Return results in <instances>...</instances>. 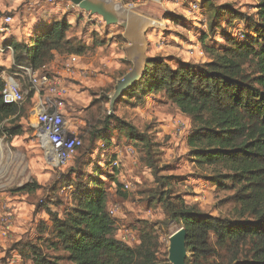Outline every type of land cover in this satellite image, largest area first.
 <instances>
[{
	"label": "rangeland",
	"instance_id": "374dc122",
	"mask_svg": "<svg viewBox=\"0 0 264 264\" xmlns=\"http://www.w3.org/2000/svg\"><path fill=\"white\" fill-rule=\"evenodd\" d=\"M103 1L107 5L113 4L117 7L109 6L115 14L126 20L127 27L115 25L113 27L115 35L113 34V39H110L116 43L120 57H113L108 47L99 46L100 49L97 50L99 48L97 46L95 50L93 48V52L84 56V64L89 65L80 68L84 80H72L74 83L71 81L81 99L88 98L86 104L74 102L72 99L70 101L68 92L67 101L65 100L61 107L70 129L82 135L83 144L77 149L76 154L62 166L49 165L38 144L37 130L33 125L35 117H31L28 113L31 106L29 98L20 108L23 118L17 119L12 124L20 125L23 133L9 140L0 137V196L9 202L13 209H16L13 203L23 204L25 210L21 209L22 215H20L28 217L25 223L18 224L19 209L17 208L11 215L9 238L0 237V264H8L13 259V250H18L20 255L16 264H33L29 245L39 247L46 255L57 257L64 264L68 263L66 253L55 250L51 246L52 222L49 216L40 209L36 213L35 208L42 201L53 212L63 216L71 206V190L73 189V187L68 188L67 181L74 180L80 175L85 178L98 175L100 181H103L107 201L117 207L115 235L119 240L127 243L131 238L128 233H132L134 237L138 236L133 226L138 221L147 219L156 223L155 228L163 243L159 251L161 254L164 251L167 253L169 236L180 225L172 220L168 221L167 213L153 198L156 193H165L167 190L168 196L173 198L179 196L186 205L194 206L214 216L234 220L248 216L234 197L237 189L233 187L232 181H225V187L219 183L217 175L227 172L219 165L199 166L194 161V156L186 143V137L192 127L188 116L182 114L177 106L163 98L161 93L155 97L139 99L140 91L133 86L134 83L133 89L130 87L122 92L111 108L109 99L116 88L117 80L109 82L103 76L120 77V73L124 70L120 68L121 64L119 67L120 62L127 68L131 66L124 60L126 42L128 37L137 36L139 30V26L131 21V18L137 17L141 21L140 26H146L140 38V41L146 43L145 64L150 58L156 56L171 66L180 62L200 64L208 60V55L202 50L199 39L208 45L221 43L219 36L212 40L213 34L209 32L207 26L213 25L215 35L224 29L223 20L219 14L220 7L231 4L233 8L244 13L246 19L254 22L259 0ZM193 4H197L198 9H193ZM63 5L66 4L60 0H54V3L40 4V7L42 11L58 18L71 13L63 12L60 9ZM77 9L81 13L78 19H81L83 27L85 24H91L89 27L92 28L82 38L94 37L93 41H96L95 35L101 38L98 31L101 22ZM125 14L131 16L127 17ZM147 18L152 22H148ZM71 22H74L73 18ZM235 27L241 29L243 22H236ZM102 39L106 40L104 37ZM90 43H92L91 40ZM190 51L193 53L191 54ZM15 55L16 53L14 57ZM105 60H108L107 64L103 63ZM19 64V66L25 65L23 60ZM100 66L102 69L97 70L96 67ZM17 71L18 68L16 70L12 65L0 66V72L5 75L16 76V73H19ZM16 77L23 80L20 76ZM81 81H85L86 84ZM109 115L131 123L139 132L144 133L150 144L148 150L144 145L137 144L126 137L125 132L119 131L116 128V121L108 118ZM126 147H131L133 152L127 153ZM114 159L118 161L116 175L111 171V162ZM149 162L153 163L156 175L149 166ZM115 180H118L120 184L118 191ZM161 181H165L166 185L161 184ZM26 182L36 184L37 189L31 193L13 191ZM123 182L130 184L128 190L120 189ZM187 254L189 256L190 253L187 252Z\"/></svg>",
	"mask_w": 264,
	"mask_h": 264
},
{
	"label": "trees",
	"instance_id": "16d2710c",
	"mask_svg": "<svg viewBox=\"0 0 264 264\" xmlns=\"http://www.w3.org/2000/svg\"><path fill=\"white\" fill-rule=\"evenodd\" d=\"M219 14L224 29L215 35L213 25L207 26L212 40L219 36L221 43L208 45L199 39L208 55L205 63L171 66L152 57L133 86L140 91L139 99L161 93L190 118L186 143L194 161L199 166L219 165L227 172L217 175L219 183L225 187V181H232L237 189L234 197L248 216L235 220L214 216L186 205L179 196H168L167 190L153 198L167 213L168 221L185 230V249L190 253L185 264H264V0L258 1L254 22L231 4L221 6ZM238 21L243 22L241 39L231 32ZM70 26L64 18L55 19L26 43L4 42L16 53L12 66L17 70L23 60V66L39 68L56 51L77 56L85 53L88 46L81 40L67 38ZM2 90L0 77V137L9 140L23 133L20 125L12 124L23 115L20 108L26 100L5 104ZM108 118L116 121V128L126 137L148 150L144 133L123 119ZM115 160L111 162L114 175L118 172ZM149 166L156 175L152 162ZM115 181L118 191L120 184ZM67 184L73 187L71 206L63 216L42 201L35 208L36 213L40 209L49 216L51 246L66 253L67 264H171L166 251L159 252L163 243L156 223L145 219L133 226L138 234L135 245L117 238L116 218L109 212L107 193L98 175L76 176ZM161 184L166 185L165 181ZM35 189L36 184L26 182L13 191L31 193ZM28 249L33 264H64L37 246Z\"/></svg>",
	"mask_w": 264,
	"mask_h": 264
},
{
	"label": "built area",
	"instance_id": "2783aa9c",
	"mask_svg": "<svg viewBox=\"0 0 264 264\" xmlns=\"http://www.w3.org/2000/svg\"><path fill=\"white\" fill-rule=\"evenodd\" d=\"M38 4H52L54 0H32ZM72 8H78L70 2ZM193 9H198L197 4L192 5ZM93 19L103 22L101 17L95 14L85 12ZM12 23V16L8 13L0 11V29L7 32ZM231 32L238 39L243 37L241 29L233 28ZM192 54L193 52L190 51ZM7 54L6 56H4ZM202 54V52H201ZM8 61L12 65L14 62V50L11 46L3 45L0 42V66H5L2 61ZM78 60L76 55L70 54L61 63L63 70L71 72ZM19 70L16 76L5 75L0 72V77L3 80L2 100L5 104H21L26 98L31 95V109L35 116L34 128L37 130L38 144L45 155V159L50 166L59 167L73 157L77 149L83 144L81 133H77L70 129L66 122L62 106L65 98L68 96V88L61 83L58 74L48 72L47 64L41 65L39 68L32 66H18ZM127 153H132L131 147H126ZM122 155V152H120ZM118 161L115 160L114 164L117 165ZM130 184L123 182L121 190H128ZM68 188H72L70 185ZM109 212L115 216L117 207L115 205H108ZM16 212L13 206L0 196V237L9 238L8 229L11 224L12 214ZM129 241L127 243H136L137 237L132 233H128ZM13 259L8 264H16L19 260V254L13 250Z\"/></svg>",
	"mask_w": 264,
	"mask_h": 264
},
{
	"label": "crops",
	"instance_id": "0c3cea01",
	"mask_svg": "<svg viewBox=\"0 0 264 264\" xmlns=\"http://www.w3.org/2000/svg\"><path fill=\"white\" fill-rule=\"evenodd\" d=\"M61 2L65 3L66 5H63L62 7H60V9L65 12V11H69L71 12L69 15H64V16H60L58 18L53 17L52 14L46 12V11H42L40 4L33 2L32 0H0V11L4 12V13H8L12 16V23H10V27L9 30L7 32H3L0 29V42L4 43V42H18V43H26L29 41L30 38H32L35 33H37L39 30H43L46 29L47 27H49L53 21H55V19H61L64 18L68 21V23H70V28L69 31L67 32V38L69 39H79L81 40V42L83 44H85L86 46H88V50L83 53V54H78V60L77 63L75 64L74 68L76 70H72L71 72H66L65 70L62 69L61 63L64 59H66L70 54L67 53H59V52H54L53 53V58L46 63L48 68V72L52 73V74H58L60 81L62 84H64L69 91V97L68 99L74 102H82L83 104H86V102L88 101L87 99H81L80 94L77 92L76 88L73 87V81L74 80H84L82 77V74L80 72V68L84 67V56H86L89 52H93V48L94 50L96 49V47L98 46H104V47H108L110 49L111 55L113 57H120L121 54L118 53L117 50V45L112 38V35H115V32H113V27L117 24H106L105 22H101V26L99 25V35L101 34V38H98L95 35V40L96 43L98 45H96L94 40V37L91 38L90 36L87 38H82V36L86 35L87 32L91 31L92 28L89 27V25L85 24L83 27V23L80 22L81 19L79 20L78 18L80 17V11L76 8H72L70 6V2L68 0H60ZM69 9V10H68ZM71 9V10H70ZM119 11V10H118ZM121 12V11H120ZM123 14V13H122ZM127 15V14H125ZM131 15H127V17H130ZM133 17V16H132ZM74 19V22H71V19ZM131 21H134L137 23V25L139 26V30L137 32V36L132 35L135 38H131L128 37L127 38V45L125 47L126 49V57L124 58V60H126L129 64H131L130 68L125 67V64H122L121 62L119 63V67L121 64V69H124L121 73H120V77H112L111 78L107 75L103 76L106 77L107 80L109 82H112V80H118L119 78H121V76L123 74H125L127 71H129L132 66L133 63L138 62L143 60V57H147L145 53H147L146 50V43L140 41L141 39V32L146 30V29H140V25H141V21H139V19L136 18H131ZM127 26H123V28H126ZM102 28V30H100ZM78 33H80L78 35ZM102 37H104L106 40H103ZM97 39L99 41H97ZM90 40L92 41V43H90ZM104 41V42H103ZM141 42V43H140ZM95 43V44H94ZM100 47L97 49L99 50ZM3 64H5V67H7L8 65H11L10 62L8 61H2ZM104 64L108 63V60L103 61ZM85 66H89V65H85ZM9 68V67H8ZM73 68V69H74ZM97 70L102 69L101 66L99 68L96 67ZM101 75V74H100ZM70 80V82L68 81ZM73 80V81H72ZM71 81L73 83H71ZM69 82V83H68ZM83 84H86L85 81H81ZM68 83V85H67ZM81 86V85H80ZM82 87V86H81ZM71 94V95H70ZM157 95V94H156ZM155 97V95H147L146 97ZM71 97V98H70ZM145 97V99H146ZM28 98V97H27ZM30 101H31V97H29ZM65 100L67 101V99L65 98ZM32 104V101H31ZM63 107V106H62ZM28 113L30 115H32V109L31 106L29 107V111ZM23 118L22 115L20 116L19 119ZM4 137V136H3ZM30 142V141H29ZM15 208L14 210H17V208L19 209V221L18 224H23L25 223L26 219L28 217L24 216L22 217V210L24 208L23 204L20 203H13ZM108 205H111L108 202ZM22 209V210H21ZM21 214V215H20ZM22 231V230H21Z\"/></svg>",
	"mask_w": 264,
	"mask_h": 264
},
{
	"label": "water",
	"instance_id": "95a60500",
	"mask_svg": "<svg viewBox=\"0 0 264 264\" xmlns=\"http://www.w3.org/2000/svg\"><path fill=\"white\" fill-rule=\"evenodd\" d=\"M73 5L84 12L99 15L106 24H117L127 26L126 20L115 14L103 0H68ZM145 59L133 63L132 68L121 76L116 82V88L109 99V107L115 100L132 84L138 81L145 69ZM112 108V107H111ZM186 233L184 228L179 227L169 236L167 245V259L171 264H185V258L188 256L185 249Z\"/></svg>",
	"mask_w": 264,
	"mask_h": 264
},
{
	"label": "bare ground",
	"instance_id": "6f19581e",
	"mask_svg": "<svg viewBox=\"0 0 264 264\" xmlns=\"http://www.w3.org/2000/svg\"><path fill=\"white\" fill-rule=\"evenodd\" d=\"M112 5H113V4H112ZM112 5L110 4V5H108V6L112 7ZM113 6H114V5H113ZM114 7L117 8L116 6H114ZM119 9L122 10V8H119ZM122 11H124V10H122ZM124 12H126V11H124ZM147 21H148V22H152V21H150L148 18H147ZM144 23L147 24L146 22H144ZM144 28L146 29V26H142V27H141V30L144 29ZM33 116H34V114L32 113L31 117H33ZM34 117H35V116H34Z\"/></svg>",
	"mask_w": 264,
	"mask_h": 264
}]
</instances>
